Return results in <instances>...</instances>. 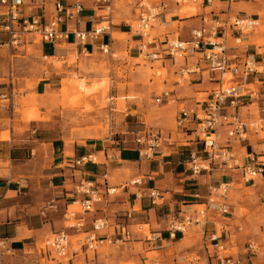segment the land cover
<instances>
[{"label":"crops","instance_id":"crops-1","mask_svg":"<svg viewBox=\"0 0 264 264\" xmlns=\"http://www.w3.org/2000/svg\"><path fill=\"white\" fill-rule=\"evenodd\" d=\"M121 2L131 0H120ZM119 2V1H118ZM138 2L134 6V14L138 16ZM151 7L159 6L162 2L167 3V8L158 19V31L164 29V33L154 36L153 40H145L149 53L158 52L164 45L166 39H172L178 35V39L189 41L192 31L203 24V18H212L218 15L224 20L226 14H233L240 17H249L258 22L264 19L260 12L264 10V0H213L204 6L200 5L199 12L180 13L183 6L177 5L174 0H146ZM25 1L24 13L27 14ZM117 3H115L116 6ZM115 10V8H114ZM104 11H96L93 3L85 4L82 14L81 29L92 31L96 26L110 24V28L98 37V40H89L86 46H80L71 36L69 41L61 45L42 43L41 52L45 58H70L71 54L94 55L100 50L101 43L114 47L113 40L120 41L130 32L122 28L126 24H113V15L106 17L100 14ZM196 14V15H195ZM28 15V14H27ZM260 25V24H259ZM262 27V26H261ZM258 30V32H255ZM3 36V35H1ZM133 39L138 57H141L139 45L141 38L134 36ZM258 41L262 44H258ZM225 43L229 57L233 62H241L247 57L256 60L264 66V27H256L250 33L236 34L231 30L225 33ZM1 44V41H0ZM232 44V45H230ZM132 45V44H130ZM131 48V47H130ZM161 61L164 69L174 68V75L183 66L193 65L196 58H189L185 61H178L174 64L171 61ZM170 74V73H169ZM213 74L207 72L191 74L187 80L181 83L165 81L164 85L173 87L171 97L168 101L163 100L157 113L150 114L134 110L127 114L121 131L112 135L110 140L102 142L86 141L82 144L74 143L67 145L57 133V127L41 121L36 113L29 119H23L22 113L15 110L16 97H20V91L27 90L23 81L8 79L7 82H0V96L9 94L10 99L0 98V238L12 248L11 255H0V264H108L112 257L99 249L106 243L120 247H135L143 244L146 252L151 251V244L145 242L144 235L137 233V225H147L151 232L160 234L161 238L156 243L162 248L159 258L151 264H216L218 259L208 243L207 233H212L224 227V242L227 248V255L235 264H264V246L257 248L253 253L249 252L244 239L240 236L241 227L235 223L234 208L231 215L217 218V225L213 220L206 226L203 224L192 225L184 233H176L174 238L170 237L167 230V216L170 212L179 213L182 219L186 212L201 207L203 200H196L195 193L206 197L207 186L211 179L203 173L200 177L191 175L187 160L190 151H196L202 156V145L195 141L193 132H185L193 126L187 127L184 131L177 127L179 111L183 106L190 109L200 108L199 95H208L216 83L211 81ZM182 86V83H186ZM170 84V85H169ZM254 88L256 85L251 84ZM34 92L37 96L45 94V84H39ZM29 94L24 93V97ZM205 97V99H207ZM204 99V100H205ZM203 100V101H204ZM156 101V100H155ZM175 102L174 105H171ZM254 105H257L258 119L261 122L264 116V101L261 97L247 99L237 111L243 120L248 123L249 138L245 142L233 143L239 163H248V156L253 155L260 161L264 158V141L259 133L253 129L252 124L258 123ZM21 108V107H20ZM244 109H248L244 112ZM40 112L45 114L41 107ZM155 112V111H154ZM140 114V115H138ZM138 115V117H137ZM175 124V125H174ZM174 126V127H173ZM145 127L163 133L164 142L155 153L152 160L146 161L139 158L132 144L124 145L123 139L129 132H141ZM127 138H129L127 136ZM220 141L225 144V132H221ZM109 142V143H106ZM245 153V156H244ZM87 156L97 159L95 162L81 164L78 162ZM263 162V161H260ZM216 173L213 184L231 181V177L238 179L237 173H226L219 177ZM231 175V177H229ZM143 178L142 186H133L122 190L129 181ZM82 181L95 182L101 191L105 188L116 187L119 191L117 196L108 198V201L96 204L93 212L88 213L85 218L87 228L90 229L94 219H103L108 223V228L99 233L104 242L97 251L73 254L67 258L59 259L45 251L42 252L41 245L47 237L55 232L64 229V214L67 208L78 199L86 198L76 191V187ZM235 184V182H234ZM233 184V185H234ZM262 184V183H260ZM263 185V184H262ZM160 192L165 197L163 205H153L150 194ZM130 215V217H128ZM213 216V214H212ZM210 216L211 218H213ZM120 225L125 226L132 233L130 241L124 242L121 237ZM200 228V229H197ZM192 229L201 238L188 237ZM218 232V231H217ZM69 233L76 237L74 231ZM256 246V245H255ZM236 248L237 252L232 250ZM134 249V248H133ZM231 252V253H230ZM93 253V258L91 257ZM143 264L147 258L138 255ZM192 258L198 261L191 262Z\"/></svg>","mask_w":264,"mask_h":264},{"label":"built area","instance_id":"built-area-1","mask_svg":"<svg viewBox=\"0 0 264 264\" xmlns=\"http://www.w3.org/2000/svg\"><path fill=\"white\" fill-rule=\"evenodd\" d=\"M26 0H0V24L1 30L9 34L11 43H17L18 35L21 39L25 35L39 36L42 43L61 45L69 41L73 36L80 46H86L89 40H98V37L110 28L96 26L92 31L82 30V14L85 9L83 0H54L53 16L47 19L46 8L43 1H36V5L41 9V14L27 15L24 13ZM120 0H94L96 11L107 12L106 17H111L114 12L115 3ZM237 0H230L234 2ZM179 6L193 5L204 6L211 4L213 0H174ZM41 3L40 5H38ZM167 8V3L162 2L159 6L151 7L146 0L138 2V19L135 26H130L131 31H135L140 37L139 45L141 55L148 60H162L176 63L178 60L185 61L189 58H196L193 65L183 66L176 75L177 83L187 80L191 74L207 72L213 74L211 81L216 86L211 90L207 99L202 101L200 108L190 109L183 106L179 111L177 127L184 131L188 125L193 126L185 132H193L195 141L202 145V156L196 151H190L187 165L194 177H200L206 173L211 182L207 186L208 195L206 197L195 193L196 200H203L201 209H193L185 213L181 219L179 213L170 212L167 216V230L170 237L174 238L176 233H184L192 225L203 224L206 226L209 219L213 220V225H217V218L231 215L232 207L229 202L233 184L231 181L213 184L216 173H237L238 179L245 184L257 185V180L263 184L264 194V162L255 159L253 155L248 156V163L240 164L238 156L233 149V143L245 142L249 138L248 123L241 117L237 109L242 106L245 100L261 97L264 101V66L258 64L255 59L247 57L241 62H233L228 55L225 43V33L231 30L236 34H247L259 26V22L249 17H240L233 14H226L224 20L218 15L212 18L204 17L203 24L192 31L189 41L180 39H166L162 48L156 53L148 52V45L144 43L149 37V31L157 24L159 17ZM99 49L104 54H109L111 48L108 44L101 43ZM256 85L255 88L251 85ZM171 91H164L156 97V102L168 101ZM9 94H3L0 98L10 99ZM264 116L259 123H253V129L258 133L264 130ZM225 132L226 143L220 141L221 132ZM127 136L129 138H127ZM123 139V144H132L139 158L142 160H152L155 153L164 142L163 133L150 127H145L141 132H129ZM96 158L87 156L82 158L78 164L93 163ZM143 178H136L124 186L122 190L133 186H142ZM76 191L86 198L75 200L64 214V229L53 233L44 241V251L56 258H67L70 253H84L97 251L103 240L99 233L108 228V223L103 219H94L91 228H87L85 216L93 212L96 204L108 201L110 197L119 193L116 187H106L101 191L93 181H82L76 187ZM150 198L153 205H163L165 197L160 192H152ZM213 214V216H212ZM212 216L213 218H211ZM130 217V215L128 216ZM144 226L137 225V233L144 235L145 242L151 244V251H158L162 248L156 244L161 238L160 234L151 232L150 228L146 233ZM239 231L242 227H237ZM120 234L124 242L130 241L132 233L125 226L120 225ZM74 231L75 237L69 233ZM218 231V232H217ZM207 233L208 243L214 251L218 263L235 264L227 255V248L223 234L228 232L223 226L219 230ZM249 252L257 250L254 243L247 246ZM12 248L6 241L0 238V255H11ZM198 261L192 258L191 262Z\"/></svg>","mask_w":264,"mask_h":264},{"label":"rangeland","instance_id":"rangeland-1","mask_svg":"<svg viewBox=\"0 0 264 264\" xmlns=\"http://www.w3.org/2000/svg\"><path fill=\"white\" fill-rule=\"evenodd\" d=\"M31 1L32 3L26 6L28 15L41 14L36 1H43L47 19L52 18L54 0ZM83 1L88 4L94 0ZM137 1L117 2L112 14L113 24H126L122 29L130 33L125 34L124 39L120 41L113 40L115 45L110 47L109 54L98 50L94 55L71 54L72 59L45 58L41 52L42 42L39 36L25 35L22 40L21 35H18V42L13 44L9 34L0 29V82H7L10 78L21 80L25 82L27 89L20 91V97H16V112L22 113L23 119H29L37 113L41 121H47L57 127L59 137L67 145L110 140L112 135L121 131L127 114H135L136 109L138 113H157L162 104L155 101L156 97L173 89L170 84V87L165 86L164 82L167 80L173 83L178 80V76L174 75V68L170 69L169 74V68L164 69L161 61L138 57L137 50L132 48L135 47L132 40L137 37H134L135 31H131L130 26H135L138 19L136 13L134 14ZM181 12L197 14L199 7L186 5L181 8ZM103 13L107 14H100ZM260 14L264 17V10ZM259 24V28H263L264 19L260 20ZM109 25L102 24L99 28ZM160 33H164V29L158 31L157 25H154L148 38L153 40L154 36ZM177 38L178 35L172 39ZM258 44L262 42L258 41ZM178 64H181L180 60ZM187 82H183L182 86ZM39 84H45L43 96H37L34 92ZM26 91L29 94L24 97ZM205 97L207 95H199L198 99L203 101ZM174 104L175 102L171 103ZM41 107L45 109V114L40 112ZM252 109H256L254 111L258 119L257 105ZM247 110L244 109V112ZM259 135L264 141V130ZM260 161L264 162V158ZM224 175L220 173L218 176ZM260 183L257 180V185L254 186L236 179L230 193L235 223L243 228L240 236L243 237L245 245L251 241L258 249L264 246V194L263 185ZM144 229L148 233L149 227L144 226ZM195 231L192 229L187 236L193 239L194 236L201 238ZM75 239L76 237L72 240ZM41 250L44 252L43 244ZM99 251L112 257L108 264H143L138 255L147 258L145 264H151L159 258V253L146 252L143 244L135 247L125 246V249L121 250L118 246L106 243ZM232 252H237V249L234 248ZM91 257L93 258V253Z\"/></svg>","mask_w":264,"mask_h":264},{"label":"bare ground","instance_id":"bare-ground-1","mask_svg":"<svg viewBox=\"0 0 264 264\" xmlns=\"http://www.w3.org/2000/svg\"><path fill=\"white\" fill-rule=\"evenodd\" d=\"M142 58V57H141ZM96 161H97V159H96Z\"/></svg>","mask_w":264,"mask_h":264}]
</instances>
